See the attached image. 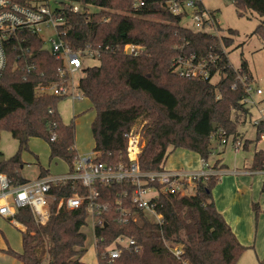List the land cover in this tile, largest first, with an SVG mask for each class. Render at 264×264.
I'll list each match as a JSON object with an SVG mask.
<instances>
[{
    "label": "trees",
    "instance_id": "trees-1",
    "mask_svg": "<svg viewBox=\"0 0 264 264\" xmlns=\"http://www.w3.org/2000/svg\"><path fill=\"white\" fill-rule=\"evenodd\" d=\"M28 3L30 0H16ZM82 10L64 9L65 25L62 39L72 50L101 48L98 63L86 66L78 81V89L96 111L90 129L98 160L117 165L127 162V137L133 124L141 121L139 167L157 170L167 157L169 147L184 148L207 158L212 152L211 140L234 134L239 115L249 114L240 103L244 91L236 82L235 74L222 54L220 42L229 48L235 29L221 30L220 37L204 31H193L181 26V14L174 15L165 9L167 0H76ZM182 2L184 0H176ZM238 16L254 12L259 22L254 29L264 40V0H231ZM200 7V0H194ZM88 6L98 8L88 11ZM29 59L34 69L29 73L16 68L19 63L16 50H7V66L0 79V129L8 130L18 142V149L7 160L0 161V172H5L13 183L22 182L19 174L20 151L27 146L30 136L43 137L49 147L50 158H60L68 169L76 156L74 148L75 127L63 124L56 110L63 96L49 93L35 94L37 84L47 85L57 81L60 62L50 53L40 38L28 35ZM125 43L141 45L144 52L136 56L115 50L105 51V45L122 46ZM183 45L185 52L207 54L213 52L219 61L214 70L221 78L217 82L180 77L173 73L171 60L177 54L176 46ZM251 72L244 61L240 63ZM56 134L51 141L50 135ZM258 138V129H256ZM247 140L244 141V147ZM1 155V152H0ZM253 169L264 168V151L253 155ZM218 175L197 180L192 192H161L155 210L160 222H152L142 212H131L126 222L120 219L116 201L129 207V197L123 189L130 184L98 183V205L103 225H95V252L98 264H236L246 249L222 215L217 211L211 190ZM74 186V187H73ZM75 188L80 193L86 189L67 180L52 185L51 192L60 198L68 196ZM255 211L258 204L253 203ZM88 201L74 209L51 205L45 224L36 223L30 209H18L16 220L25 226L22 232V252H7L22 264H85L81 260L86 252ZM132 237L139 246L122 247L118 257L109 260L102 252L118 235ZM48 241V257L44 262L36 248ZM178 246L182 253L176 258L171 247ZM264 264V257L259 260Z\"/></svg>",
    "mask_w": 264,
    "mask_h": 264
},
{
    "label": "built area",
    "instance_id": "built-area-1",
    "mask_svg": "<svg viewBox=\"0 0 264 264\" xmlns=\"http://www.w3.org/2000/svg\"><path fill=\"white\" fill-rule=\"evenodd\" d=\"M54 1L61 6L50 8V0H30L28 3L0 0V79L7 66V50L10 47H14L19 60V63L15 65L16 68L27 73L34 69V62L29 59L30 48L27 45V37L36 35L41 39L44 48H47L60 62V65L57 67L59 79L47 85L37 84L34 89L35 94L49 93L63 97L70 95L72 100L84 99L80 90L75 95L69 90L72 87L70 75L76 71H83L86 60L98 61L101 48H92L88 45L85 48L72 50L62 39L63 27L66 22L64 9L68 8L72 12H78L82 10V5H68L64 3L65 0ZM136 5L142 6L143 1H138ZM165 9L171 14H181L182 17L191 18L194 25L197 26L196 29L191 30L204 31L220 37L221 29L214 10L205 9L202 5L199 7L194 0H184L181 3L176 0H167ZM42 34H45L46 38L42 37ZM45 42L48 43V47L45 46ZM176 47L178 52L171 60L173 73L180 77L211 82H217L221 78L218 70H214L219 61L217 54L209 52L201 55L196 52H185L183 45ZM116 48H120L121 52L132 56L144 52L143 46L133 43H125L120 47L110 45L103 47L105 51ZM220 48L228 60V48L222 42H220ZM228 66L231 67L236 79V82L230 87L235 89L239 83L244 91L240 103L248 109L249 114L251 106H255L258 113L261 114V118L254 121L253 125L255 129H258V139L264 140V105H262L264 104V89L254 85L252 74L249 75L241 64L233 66L228 60ZM247 115H239L238 124L240 121L243 122ZM124 135L128 139L126 148L128 161L119 162L114 166L99 161V152L92 149L84 154H76L72 169L63 174L13 183L6 174L0 173V215L16 224L18 209L28 207L36 223L45 224L49 218L52 204L56 203V210L63 206L67 209H74L79 207L83 201H88V213L94 228L95 225H103L98 205L94 204V200L98 196L96 184L115 182L131 185L130 190L123 189L121 194L123 197H129L130 208L122 206L120 198L116 201L120 219L123 222H126L129 213L137 211L142 212L152 222H160L161 215L156 212L155 207L157 197L161 192L183 194L187 192V187L194 186L197 180L219 174L213 166L207 163V158H201V166L195 171L186 169L173 171L164 168L163 165L157 170H142L138 163L140 143L136 142L137 140L130 131ZM228 138H231L234 148H244L245 138L238 130L234 134L222 135L217 141L219 144H225ZM55 139L56 134L52 133L50 140ZM260 172L264 174V168L260 169ZM67 180L72 181V185L80 183L86 191L80 193L73 188L68 196L56 198L51 192L52 185ZM147 212H150L155 218L151 219ZM122 247H132L134 250L139 248L132 237L121 234L116 236L112 243L104 249L102 257L112 260L120 255ZM170 250L176 258H179L182 253L178 246H172Z\"/></svg>",
    "mask_w": 264,
    "mask_h": 264
},
{
    "label": "rangeland",
    "instance_id": "rangeland-1",
    "mask_svg": "<svg viewBox=\"0 0 264 264\" xmlns=\"http://www.w3.org/2000/svg\"><path fill=\"white\" fill-rule=\"evenodd\" d=\"M64 3L68 5L80 4L79 1L76 0H65ZM202 4L205 9L214 10L216 12L219 28L224 31L223 33H226L227 28L238 31V35L234 36V41L228 48V60L233 66H238L242 61H244L252 74L254 85L264 89V40H261V38L254 33V29L259 22V16L254 12H247V14L242 17L238 16L231 0H202ZM49 6L54 9L61 5L54 0H50ZM88 11L94 13L98 11V8L95 6H88ZM179 24L190 29L197 28L188 16L182 17ZM42 37L46 38V35L42 34ZM45 46L48 47V43L45 42ZM85 63L86 66H91L98 63V61L88 59ZM83 74V71H76L70 75L72 78V87L69 90L74 95L79 91L77 83ZM256 98L258 99L259 97L257 96ZM56 110L63 124H70L71 122L74 124V148L76 153L84 154L91 151L94 148V138L91 133L90 125L95 117L96 111L92 108L89 100L85 98L72 100L71 96L67 95L58 100ZM260 118L261 114L258 113L256 107L251 106L250 114L247 115L245 123L238 125V131L244 135V138L252 139L249 150L242 147L234 148L231 138H228L225 144H220V146L218 145L216 148V151L223 150L222 153H219L218 155L228 168L241 166L243 159L250 156V150H252L251 146L253 143L258 144L260 141L261 143H264V140H254L257 135L255 133L253 123ZM141 123L142 122L138 120L130 129L132 136L138 143H140L139 132ZM214 143L216 145V140L212 139L211 145ZM17 149V140L11 136L8 130L1 128L0 156L7 160L15 154ZM168 149L169 151L172 150L170 147ZM216 151H214L215 153L212 151V153L208 155L206 160L209 165L214 163V159L217 157ZM19 160L20 163L18 165L19 167L22 166L20 172L27 178H34L40 170V167L49 169L50 174L62 172L66 168L65 162H63L60 158H50L48 143L43 137L39 136H30L28 138L27 146L20 151ZM0 173L6 174L5 172ZM256 188L257 187L254 185V189L257 190V196H264V190H262V187L258 189ZM187 192H192L191 185L187 187ZM259 197H256L250 202V207L252 208V203L257 202L259 207L258 214H261V208H264V199H259ZM147 213L148 216H151V219L155 218L150 212ZM12 225L13 224H11V226ZM15 231H17L16 228ZM82 231L86 234V252L82 257V260L85 264H98L95 253L96 238L93 233V223L91 217L87 218V224L82 227ZM47 248L48 241L46 240L42 245V252L40 254L42 255V260L44 262L48 257ZM15 258L19 260V258ZM236 264H259V262L256 260L254 252H247L244 250V252H242L239 256Z\"/></svg>",
    "mask_w": 264,
    "mask_h": 264
},
{
    "label": "crops",
    "instance_id": "crops-1",
    "mask_svg": "<svg viewBox=\"0 0 264 264\" xmlns=\"http://www.w3.org/2000/svg\"><path fill=\"white\" fill-rule=\"evenodd\" d=\"M200 2L203 6L202 0ZM245 120L240 121L239 124L245 123ZM257 139L256 137L254 140L257 141ZM245 140H247V144L244 149L249 150L252 139L245 138ZM218 145L220 146L217 140L216 145L215 143L211 145L213 153H215L214 151H216ZM251 147L250 156L243 159L242 165L232 168H228L219 158L218 154L222 153L223 150L216 151L217 157L211 165L214 170L219 172V178L213 186L211 194L217 211L229 225L237 240L246 247L247 252H254L256 260L259 262L264 257V208H261L262 212L258 214L259 207L255 211L253 203L252 208L250 207V202L259 197L254 185L257 187L256 189L262 187V190H264V174L260 172V169L252 168L253 155L256 151H264V143H261V141L258 144L253 143ZM200 160L201 157L196 152L184 148H174L165 158L163 166L173 171L180 169L195 171L201 166ZM21 167H19V174L24 178V181L35 180L48 175L63 174L69 170L66 164L64 171L50 174L49 169L40 167L34 178H27L20 172ZM259 199H264V196L259 197ZM24 231L25 226L23 224L18 221L14 224L10 219L0 215V264H22L21 260H17L7 250L11 249L17 253L22 252V232ZM36 252L40 256L42 246L37 247Z\"/></svg>",
    "mask_w": 264,
    "mask_h": 264
},
{
    "label": "water",
    "instance_id": "water-1",
    "mask_svg": "<svg viewBox=\"0 0 264 264\" xmlns=\"http://www.w3.org/2000/svg\"><path fill=\"white\" fill-rule=\"evenodd\" d=\"M59 2H62L63 0H58ZM4 158L0 156V161L3 160Z\"/></svg>",
    "mask_w": 264,
    "mask_h": 264
}]
</instances>
